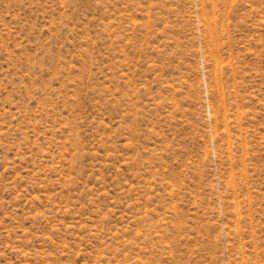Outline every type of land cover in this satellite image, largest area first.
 Segmentation results:
<instances>
[{
  "label": "rangeland",
  "instance_id": "374dc122",
  "mask_svg": "<svg viewBox=\"0 0 264 264\" xmlns=\"http://www.w3.org/2000/svg\"><path fill=\"white\" fill-rule=\"evenodd\" d=\"M0 264H264V0H0Z\"/></svg>",
  "mask_w": 264,
  "mask_h": 264
}]
</instances>
